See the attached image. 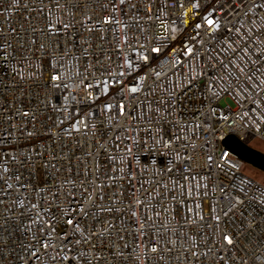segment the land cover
Here are the masks:
<instances>
[{
	"label": "built area",
	"instance_id": "2783aa9c",
	"mask_svg": "<svg viewBox=\"0 0 264 264\" xmlns=\"http://www.w3.org/2000/svg\"><path fill=\"white\" fill-rule=\"evenodd\" d=\"M264 0H0V264H264Z\"/></svg>",
	"mask_w": 264,
	"mask_h": 264
},
{
	"label": "water",
	"instance_id": "95a60500",
	"mask_svg": "<svg viewBox=\"0 0 264 264\" xmlns=\"http://www.w3.org/2000/svg\"><path fill=\"white\" fill-rule=\"evenodd\" d=\"M220 144L224 149L229 150L245 165H248L264 174V153L248 146L234 135L226 136Z\"/></svg>",
	"mask_w": 264,
	"mask_h": 264
},
{
	"label": "rangeland",
	"instance_id": "374dc122",
	"mask_svg": "<svg viewBox=\"0 0 264 264\" xmlns=\"http://www.w3.org/2000/svg\"><path fill=\"white\" fill-rule=\"evenodd\" d=\"M251 147L255 148L256 150L264 153V143L254 140L251 144ZM245 172L248 176L256 180L257 182L261 183L264 186V174L248 165H245Z\"/></svg>",
	"mask_w": 264,
	"mask_h": 264
}]
</instances>
